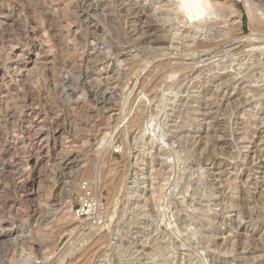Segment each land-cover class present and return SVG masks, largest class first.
<instances>
[{
  "label": "rangeland",
  "instance_id": "obj_1",
  "mask_svg": "<svg viewBox=\"0 0 264 264\" xmlns=\"http://www.w3.org/2000/svg\"><path fill=\"white\" fill-rule=\"evenodd\" d=\"M211 2L194 33L174 0H0V73L19 79L0 103V264H264V0ZM152 114L164 140L131 156ZM85 180L101 224L76 213Z\"/></svg>",
  "mask_w": 264,
  "mask_h": 264
},
{
  "label": "bare ground",
  "instance_id": "obj_2",
  "mask_svg": "<svg viewBox=\"0 0 264 264\" xmlns=\"http://www.w3.org/2000/svg\"><path fill=\"white\" fill-rule=\"evenodd\" d=\"M174 2L177 4L176 5V11L177 12H179V13H182V14H184V16H185V19H189V20H191L190 22H192V24L194 25L193 26V30H194V33H195V31H197L198 29H200V28H202V29H208L211 25H210V22H211V20H212V18H211V15H213L216 11H215V7H214V5H213V3L211 2V0H174ZM91 4V3H90ZM119 5V4H118ZM216 5V4H215ZM217 6V5H216ZM96 8V7H95ZM167 12L168 13V15H167V17H165V20L167 21H169L171 24H172V26H173V33H172V35H173V39L174 40H180V39H182L183 37H180L179 36V34H178V30L180 29V24L176 21V20H178V17H177V12ZM164 12V11H163ZM163 17V16H162ZM181 19V18H180ZM182 20V19H181ZM3 23V22H2ZM22 33V32H21ZM145 33V32H144ZM187 34H188V32H187ZM190 34V33H189ZM160 35V34H159ZM157 37H158V39H159V36L157 35ZM193 37H194V35H193ZM163 38V37H162ZM153 39V38H152ZM109 41V40H108ZM156 41H158V40H156ZM210 42V41H209ZM158 43V42H157ZM161 43L162 44H167V41L165 40V39H163V40H161ZM116 44V43H115ZM211 45V43H201V44H198L196 47H206V46H210ZM117 47V46H116ZM118 48V47H117ZM96 49V48H95ZM27 50V49H26ZM104 50V49H103ZM118 50V54H121V56H128V53H125L124 51H122V50H119V49H117ZM125 50V49H124ZM199 50V49H198ZM96 51V50H95ZM99 51V50H98ZM100 52V51H99ZM128 52V51H127ZM102 53H105V52H103L102 51ZM101 53V55H103ZM115 53H117V51L115 52ZM9 54V53H8ZM117 54V55H118ZM98 56V55H97ZM11 57V54L10 55H8V59ZM129 57V56H128ZM127 57V58H128ZM96 58V57H95ZM104 59V58H103ZM9 60H11V58L9 59ZM134 60V58H131L130 59V61H133ZM150 60V59H149ZM38 63V62H37ZM155 63V62H154ZM151 66V65H150ZM8 70V69H7ZM117 70V69H116ZM0 72H1V66H0ZM7 72V71H6ZM107 72V71H106ZM10 73V72H9ZM11 74V73H10ZM6 75V74H5ZM158 75V74H157ZM174 75V74H173ZM10 76V75H9ZM137 76V75H136ZM17 77V76H16ZM18 77H19V73H18ZM138 79V78H137ZM152 81V80H151ZM167 83V82H166ZM166 83H165V85H166ZM134 84H136V83H134ZM19 79L18 80H14L13 79V76H11V82H9V83H7L6 82V79H5V76H3V75H1V73H0V103H3V104H5L6 102H8V101H11V100H13V101H15L16 99H18L19 98ZM172 85V84H171ZM167 86V85H166ZM168 87V86H167ZM179 88H180V86H178ZM142 89V88H141ZM157 89H159V88H157ZM168 89V88H167ZM110 90V89H109ZM156 91V90H155ZM31 92H33L32 90H31ZM103 94V93H102ZM33 94H31V96H32ZM36 96V95H35ZM114 96V95H113ZM161 96V95H160ZM32 98V97H31ZM35 97H33V99H34ZM116 99V98H115ZM161 99V98H160ZM175 99V98H174ZM143 100H144V98H143ZM172 100V99H171ZM141 103V102H140ZM16 104V103H15ZM150 104V103H149ZM148 104V105H149ZM147 105V106H148ZM151 105V104H150ZM104 106V105H103ZM166 106H167V104H166ZM8 108V107H7ZM155 108V107H154ZM6 110V109H5ZM155 111H156V109H154ZM17 112H18V107H17V105H15V106H13V107H10L9 109H8V112H7V114L6 115H8L7 117H9V118H11V119H13V121H14V123H15V120L17 119ZM147 113H148V111H147ZM147 113H146V115H147ZM155 113V112H154ZM190 114V113H189ZM145 115V114H144ZM191 115V114H190ZM264 116V115H263ZM129 117V116H128ZM166 117H168V116H166ZM192 120V119H191ZM142 121V120H141ZM143 121H144V119H143ZM143 121H142V123H143ZM12 122V121H11ZM30 123H31V125H30V127L28 128L27 127V129H25V133H31L32 131H33V121L31 122V121H29ZM13 123V124H14ZM124 125V124H123ZM165 127V126H164ZM140 130H139V132H138V134H136V135H134L133 136V138H132V140L129 142V143H125V145H124V149H125V152L126 153H128V154H130L131 156H133L132 154H133V150H138V151H140V152H142L143 153V155L144 154H146V153H151L152 151H151V149L152 148H154V146H156V145H158L161 141H163L164 140V137H165V133H164V130H163V126H162V121H157V116L156 115H149L148 116V118L146 117V119H145V121H144V123H143V125L141 126V128H139ZM179 129V128H178ZM2 130V129H1ZM13 143V142H12ZM36 145H35V147L34 146H32V147H29V149H30V155L32 154V156H33V158H35L36 159V161L38 160L37 158V150L36 149H38L39 151H40V145H37V144H39L37 141H36V143H35ZM163 144V143H162ZM157 147V146H156ZM162 147V146H161ZM14 148V149H13ZM12 148V152H10V150H9V154H10V156L11 155H13V156H16L18 153H19V141L15 144V147H13ZM26 148V147H25ZM172 148V147H171ZM153 150V149H152ZM177 150V149H176ZM166 151V150H165ZM173 151V150H172ZM168 152V151H167ZM177 152V151H176ZM172 155H174V154H172ZM175 155H176V153H175ZM174 155V156H175ZM180 155V154H179ZM178 155V156H179ZM30 157V156H29ZM142 156L141 155H139L137 158H136V161H134V164L136 165V164H140V162H144V157L143 158H141ZM176 157V156H175ZM173 158V157H172ZM180 158V157H179ZM168 160V159H167ZM15 161V160H14ZM177 161V160H176ZM7 162V161H6ZM169 163H171V162H169ZM8 164H9V166H14V165H12V161H8ZM175 164V163H174ZM172 165V164H171ZM176 166V165H175ZM174 167V166H173ZM177 167V166H176ZM11 174V173H10ZM13 174V173H12ZM136 174L137 173H132V174H129V175H131L129 178H131V181L130 182H128V183H131V184H129L127 187H126V193L127 194H134V193H136L137 191H138V186H137V180H136ZM176 174V173H175ZM10 177V176H9ZM6 178V177H5ZM172 178H173V176H172ZM176 179V178H175ZM10 180V179H9ZM104 181H105V179L104 180H102L101 178L99 179L98 178V184L100 185V191H102V187H103V184H104ZM90 182V185H91V187L92 188H94L95 189V182L93 183V181H89ZM13 183V182H12ZM126 184V183H125ZM99 185H98V187H99ZM125 186V185H124ZM122 189H124V187H122ZM121 189V190H122ZM96 190V189H95ZM100 191L99 190H97V192L95 193V197H93L92 199V201H96V202H99L100 200H101V193H100ZM140 192H142L141 190H139ZM124 192H125V190H124ZM140 192H139V194H140ZM27 194V193H26ZM30 194V193H29ZM118 194V193H117ZM126 195V194H125ZM135 196V195H134ZM141 196V195H140ZM128 197V196H127ZM133 197V196H132ZM31 197H29V199H30ZM134 198V197H133ZM31 199H33V198H31ZM70 199V198H69ZM115 199V196L113 195V199H112V201ZM116 199H117V197H116ZM118 199H119V197H118ZM117 199V200H118ZM126 199V198H125ZM129 199V198H128ZM133 200V199H132ZM131 200V202H133ZM70 201H72V200H70ZM114 201H116V200H114ZM119 201V200H118ZM72 203V202H71ZM111 203H113V202H111ZM117 203V202H116ZM116 203H114L115 205H117ZM70 204V203H69ZM103 204V203H102ZM132 204V203H131ZM135 204V203H134ZM139 204V203H138ZM136 206V205H135ZM114 208V207H113ZM117 207H115V209H116ZM128 208V207H127ZM208 209V208H207ZM116 210H118V209H116ZM132 210V209H131ZM123 211V210H122ZM125 211V210H124ZM110 212L112 213V211L110 210ZM206 212V211H205ZM115 213V212H114ZM117 213H118V211H117ZM105 214V213H104ZM103 214V215H104ZM116 214V213H115ZM115 214L114 215H112V216H110V219L112 220L113 219V216L115 217ZM121 214V213H120ZM203 214V213H202ZM209 214V213H208ZM107 215V214H106ZM108 215H109V213H108ZM119 215V214H118ZM118 215H116V216H118ZM99 217H100V219H101V217L102 216H100V214H99ZM104 217H105V215H104ZM108 218H109V216H107ZM106 217V218H107ZM121 217V216H120ZM202 217V216H201ZM100 219L98 220L99 222H100ZM117 219V218H116ZM206 219V218H205ZM105 220V219H104ZM192 220H194V219H192ZM102 221V220H101ZM202 221V220H201ZM200 221V222H201ZM112 222V221H111ZM124 222V221H123ZM98 224V223H97ZM100 224H101V222H100ZM189 224H191V223H189ZM94 225V224H93ZM117 225V224H116ZM129 225V224H128ZM99 226V225H98ZM125 226V225H124ZM123 226V227H124ZM192 226V225H191ZM194 226V225H193ZM94 227H97L96 225L94 226ZM122 227V228H123ZM195 227V226H194ZM191 228V227H190ZM205 228V227H204ZM116 229V228H115ZM193 229V228H192ZM199 229V228H198ZM122 230V229H121ZM211 230V229H210ZM193 231V230H192ZM117 232H119V231H117ZM117 232H115V233H117ZM191 232V231H190ZM194 232L196 233V231L194 230ZM213 232V231H212ZM192 233V232H191ZM11 234V233H10ZM193 234V233H192ZM208 234V233H207ZM116 235H118V234H116ZM212 235V234H211ZM9 236V235H8ZM121 236V235H120ZM124 237H125V235H123ZM93 237V236H92ZM5 235L2 233V232H0V242H3L4 240H5ZM7 239V238H6ZM127 239V238H126ZM8 240V239H7ZM5 242V241H4ZM124 242V241H123ZM146 242V241H145ZM155 242V241H154ZM2 246V245H1ZM121 247H122V245H120ZM119 246V247H120ZM164 246V245H163ZM215 246H217V245H215ZM118 247V248H119ZM169 248V247H168ZM166 250H167V247L165 248ZM24 253V252H23ZM175 253V252H174ZM24 256V255H23ZM21 258H24V257H21ZM106 261H108V260H106ZM160 261V260H159ZM166 261H168L167 262V264H173V261L171 260V259H166ZM16 262V261H15ZM20 262H21V260H20ZM109 262V261H108ZM164 263V262H163ZM103 264V263H102ZM122 264V263H121Z\"/></svg>",
  "mask_w": 264,
  "mask_h": 264
},
{
  "label": "built area",
  "instance_id": "obj_3",
  "mask_svg": "<svg viewBox=\"0 0 264 264\" xmlns=\"http://www.w3.org/2000/svg\"><path fill=\"white\" fill-rule=\"evenodd\" d=\"M121 151L122 149L119 145L114 148L115 153ZM79 189L80 206L76 210V213L79 217L88 219V222L96 224L101 211V200L99 202L92 201V198L95 197V191L88 180L81 182Z\"/></svg>",
  "mask_w": 264,
  "mask_h": 264
}]
</instances>
